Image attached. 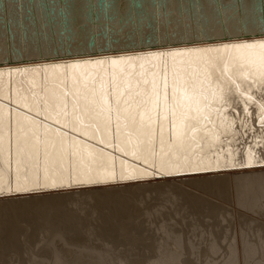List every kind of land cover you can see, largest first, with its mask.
I'll list each match as a JSON object with an SVG mask.
<instances>
[{
    "label": "bare ground",
    "instance_id": "obj_1",
    "mask_svg": "<svg viewBox=\"0 0 264 264\" xmlns=\"http://www.w3.org/2000/svg\"><path fill=\"white\" fill-rule=\"evenodd\" d=\"M262 45L264 0H0V264L23 251L26 229V242L41 227L89 249L87 218L68 206L85 193L117 203L97 230L125 249L92 247L97 259L55 238L47 264H193L183 239L145 240L134 197L196 172L223 196L232 183L250 225L264 219ZM180 191L196 210L207 203ZM221 243L208 250H226L222 261L205 264H264V221Z\"/></svg>",
    "mask_w": 264,
    "mask_h": 264
},
{
    "label": "rangeland",
    "instance_id": "obj_2",
    "mask_svg": "<svg viewBox=\"0 0 264 264\" xmlns=\"http://www.w3.org/2000/svg\"><path fill=\"white\" fill-rule=\"evenodd\" d=\"M188 174H192V173H188ZM203 175H204L203 173H199V172H196V174L193 173V176L189 175V176H192L190 178V180H184L185 178H183V177H185V176L177 177V178H180V179L175 178L176 179L175 182H177V183L174 182V183L167 184V185H165L166 187L164 186V188L160 191H157L156 189H152L153 186L150 187L148 185L146 190H149V191H145L143 194H139L138 197L137 196L134 197L135 202L138 205V207H137L138 213L136 212L134 214L135 221H136V223L142 224V230L144 232V236L146 237L145 240L148 243H152L153 241H155V244L159 245L161 242V239L163 238L162 240L167 241L171 247L170 248L169 246L168 247L166 246L165 250L166 249L168 250V249H174L175 248V246L173 245L175 242H173V241H176V239H175L176 237H177V239L179 238L180 241L183 239V246L185 249L184 250L185 253L183 252V256H182L183 260L190 261V262L192 261V263L194 262L196 264H203V263L205 264V262H206L205 260H209L210 257H211L210 260H212V259L218 260L219 259V262L222 261V259H220V257L222 258L223 252H225L224 254L226 255V250H222V251L220 250L222 254L219 253L220 252L219 251L218 252L219 255L216 253L217 254V255H215L216 257H213L214 255H212L211 251L208 250V247H209L211 241L215 237H217L218 242L221 243V241L224 239V235L225 236L227 235L228 239L226 241L228 242L229 238L235 234V231H240L242 228H246V230L254 229L257 221L258 222L264 221L262 216L259 215V217H258L256 215V216H254L257 219V221H255L256 223H253L252 225H250L251 220L248 219V214H249V216H253L254 214L249 213L248 211H244L245 208L244 207H243L244 209L241 208L240 207L241 205L239 203H237V201H236L237 200V192L235 191L233 184L232 183L230 184L231 187L228 191L229 193L227 194V196H223L219 192L206 190L198 184L199 180H197V179H201V177L203 178ZM232 181L233 180H231V182ZM167 186H169V187H167ZM180 188L192 191L193 193L196 192V194L201 196L202 198H204L207 203L205 205H203V207L201 208L200 211L196 210L191 205V203L186 200L185 196L180 191ZM126 189L127 188L122 187V188H118L116 190L123 193V192H127ZM203 192L205 193V195H203ZM235 192H236V194H235ZM14 196L18 197L17 195H13V197ZM75 196H76L77 200L72 201V199H71V202H69L68 206L73 211H75V213L78 216H80V218H82L83 220H85V218H87L86 219L87 221L84 223V225H86L87 227L82 228L81 236L84 237V241H85L82 245L90 246V248L88 249L87 247H84V248L80 247L81 244H78V245L74 244V243L69 244L68 242H71L70 241L71 236H69V235H57V234L53 235L52 233L50 234V233L44 231V229H42L41 227H39L35 231H33V240L31 242H26L25 239L27 237V233L28 232L31 233L30 229H26L27 232H23L20 234L21 241H23V243L25 242L23 251L21 253L12 252L7 257L10 264H33V263L47 264L50 262L48 260H51V254H43V249H44V247H47V246L50 247L52 244L54 245L53 247L61 249V250L62 249L67 250V249H69L70 246H71L70 247L71 250H76V249H77V251L84 250L86 252L92 253L95 256L97 255L96 256L97 259H101V258H99L100 255H98L99 252L104 253L106 250H109L110 252H115V250H116V252H115V256H116L117 252L123 251L125 249L124 245L119 244L117 242H114L111 239H109L108 237L99 234L98 230H97V225H98L99 221L101 220L102 215L104 213L115 211L118 208L117 203L115 201H111L107 205H104L103 207L100 208V207L95 206V204H93V203H95V198H93V194L89 193V195H88L87 193H85V195L77 194ZM173 196L176 198H174ZM173 198H174V201H173ZM175 199H176V201H175ZM77 201H79V203ZM73 205H75V207ZM90 205H92V206H90ZM160 206H162V207H160ZM210 206H215L219 210L218 211H212L210 209ZM159 207L162 209V211L159 209ZM159 210L161 211V213L159 212L161 215H157L158 214L157 211H159ZM100 212H101V214H100ZM236 213H237V215H236ZM141 217H143L142 220H141ZM224 218L227 219L226 220L227 222L225 221L226 223L225 222L223 223V220H225ZM163 219L165 220V222L161 223V221H164ZM151 221H153V222L151 223ZM147 223H149L150 225L149 224L147 225ZM163 223L165 225V228L164 227L160 228L161 227L160 225H162ZM153 224H156V226L151 227V225H153ZM145 226H148V227H145ZM249 226H251V227H249ZM190 227H192V229ZM209 227H211V229ZM166 228L169 230H167ZM161 229H163V232ZM175 229H177V230H175ZM151 230H152V232H151ZM157 230H159V231H157ZM164 230L167 234L164 232ZM171 231H172V233H171ZM209 231L211 232V234L209 233ZM227 231H229V232H227ZM251 232H253V231H250V234L252 236ZM158 233H159V236H158ZM170 233H171V240L168 241L170 238V236H169ZM162 234H166L168 236V238L166 237V235L164 236ZM200 235H202V237H203L202 239L199 238V237H201ZM205 235H207V236L205 237ZM210 235L213 237H210V239H209ZM59 237H60V240H59ZM52 239H55V241H53L52 244L47 245L48 241L52 240ZM187 239H189V240H187ZM42 241H43V245L40 244V243H42ZM99 241H101V242H99ZM102 241H103V243H102ZM188 241L191 242V244L195 245L196 247L199 245V247L197 248V251L195 249V251L198 252L199 254L195 253V257L191 256L192 250L189 248L190 246L187 245ZM227 242L221 243L223 245V247L226 246ZM65 243L69 247H67L65 245ZM72 246H73V248H76V249H73ZM92 247L97 248V250L99 252L96 250H93V252H92L91 251ZM119 248H121V249H119ZM198 249L200 252L198 251ZM94 251L96 254H94ZM209 251L211 254L209 253ZM105 254L104 255L102 254V255L105 256ZM197 254L199 257L197 256ZM224 254H223V258L225 256ZM102 255H101V257H102ZM205 255H207V257H205ZM193 256H194V254H193ZM110 257L111 256L109 254H106V256L103 257V259L108 260V262H112V261H113V263L118 262L117 264H119V261H117L116 259H112V257L111 258ZM203 257H204V259H203ZM208 257H209V259H208ZM66 258H68V257H66ZM195 258H196V261H195ZM197 259H198V261L200 259V261H199L200 263L197 261ZM242 259H241V262L243 261ZM254 260H260V257L257 256V258L255 257ZM251 261H253V259Z\"/></svg>",
    "mask_w": 264,
    "mask_h": 264
},
{
    "label": "snow or ice",
    "instance_id": "obj_3",
    "mask_svg": "<svg viewBox=\"0 0 264 264\" xmlns=\"http://www.w3.org/2000/svg\"><path fill=\"white\" fill-rule=\"evenodd\" d=\"M262 47H264V45H262ZM193 103H195L197 111L198 112L201 111V109L199 107V100L198 99H194ZM261 110H262L261 125L264 126V105H261Z\"/></svg>",
    "mask_w": 264,
    "mask_h": 264
}]
</instances>
